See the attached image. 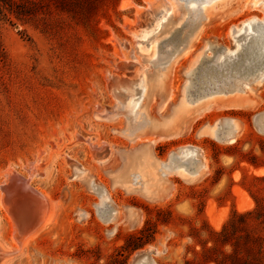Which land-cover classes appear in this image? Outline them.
Listing matches in <instances>:
<instances>
[{
	"label": "rangeland",
	"instance_id": "rangeland-1",
	"mask_svg": "<svg viewBox=\"0 0 264 264\" xmlns=\"http://www.w3.org/2000/svg\"><path fill=\"white\" fill-rule=\"evenodd\" d=\"M158 1L149 6L147 0H128L123 8V0H103L96 13L83 20L60 13L49 0H14V13L4 10L0 186L8 174L22 177L45 200L48 222L36 238L16 244L22 212L5 210L0 189V264H213L226 251L216 234L232 213L257 208L264 212V81L251 82L259 71L240 80L243 89L210 97L211 110L174 118L182 101L192 105L211 87L209 81L215 84V70L206 82L202 74L220 68L219 54L234 46L231 29L239 31L249 19H255L257 27L264 24V0L255 8H249L247 0L217 2L200 38L174 65L170 76L174 92L164 107L157 76L172 55L185 48L204 20L203 8L209 11L214 0L201 2L194 11L189 4L193 0ZM170 1L174 10L164 32L155 31ZM20 7L31 13L22 15ZM137 10L148 17L139 21ZM125 21L141 28L138 36L125 29ZM129 63L144 66L140 74L145 79L140 82L143 89H134L125 108L127 96L110 92L107 85L115 67ZM140 95L141 114L136 113L133 121L130 103ZM148 119H171L168 133L147 128ZM223 120L237 124L231 142L201 132L207 126L227 136L231 123ZM190 148L199 155H191ZM145 149L167 164L168 172L135 162L132 156ZM201 159L205 167L188 181L185 171L193 170ZM255 169L263 173L256 175ZM124 170H129V177L116 185V175ZM160 177L164 183L159 186ZM146 189L154 192L146 196ZM24 194L16 200L23 201ZM25 199L32 207L29 195ZM239 199L251 207L238 211ZM207 206L225 217L218 229L209 222ZM248 222L261 227L258 230L264 227L254 218ZM145 250L149 254L139 256Z\"/></svg>",
	"mask_w": 264,
	"mask_h": 264
},
{
	"label": "bare ground",
	"instance_id": "bare-ground-1",
	"mask_svg": "<svg viewBox=\"0 0 264 264\" xmlns=\"http://www.w3.org/2000/svg\"><path fill=\"white\" fill-rule=\"evenodd\" d=\"M127 1L123 0V2H122L123 8L127 7L129 5V2H127ZM205 1H209V0H193L189 3L191 5V7L190 6L189 7H190V9H192V11H194V10H196L198 4H200L201 2H205ZM218 1H220V0H214L213 1L214 3L211 2L212 5L210 6V10L207 12L202 6L203 12L205 13V16L203 17L204 18L203 22H201L199 25H197V27H195V25H194L195 28H194L193 32L190 34V36L188 37L187 42H186L187 44H186L185 48L181 52H180V50H181L180 49L176 54L174 53L172 55V57L170 58V60L168 61V63H166L167 65H165V67L162 68V70L158 74L157 86L159 87V89L157 90L158 92L157 91L156 92L164 100L162 103L163 107L166 106V103L172 98V95L174 92L173 91L174 89L172 90L171 86H170V76H171L172 69H173L174 65L177 64L179 58L184 56L193 47L194 43L200 38V36L204 32L205 28L207 27L208 22L211 20L209 18V13L212 12V10L216 9ZM262 2H263V0L262 1L261 0H247V6L249 8H255V7L259 6V4L261 5ZM173 8H174V5L170 1L169 2V8L167 10H165L164 17L157 21V24L155 26V31H156V29H159L160 32H164L166 24L168 23V20L170 19V16L174 10ZM137 12L140 13L141 11L137 10ZM144 14H146V16L144 17V19H145L148 17L149 13H144ZM256 24H257V21L255 19H249V20H247L241 24L242 26L240 28H238L239 31L235 30L236 27H235V29H233V28L231 29L232 30L231 35H232L233 40H234V43L233 42L232 43L234 44V46L232 45L231 48H228L225 51H223V53L219 54V58L217 60H218V64H219L218 68L219 67L220 68L217 69L215 67V72H214L215 76L213 77V79L215 80V84H212L209 81L208 85H210L211 87L205 91L204 96H202L201 98L194 101V103L192 105L187 103L186 101H182L175 109V113H174L175 119L180 118L184 114L190 113L193 111L203 112L205 110L206 111L211 110L212 106H210V104H213V103L210 99L213 98L214 95H216V94H224L225 95L226 93L234 91L236 89L237 90L243 89V88L239 87L241 84L243 85V83L240 80L241 79H247L249 76L252 78L251 75H253L257 71H259L258 72L259 75L257 74L258 76L255 77L254 79H252L251 82H253V84H255V85L256 84L258 85L264 81V24H260V26H258V27H257V25H259V24H257V25ZM254 26L257 27L255 30H253ZM143 38H145V37L143 36ZM153 48L154 47H152V44H151L150 51H152ZM140 51L144 52L145 50L140 47ZM226 52H228L227 56L224 57L223 54H225ZM149 54H151V52ZM215 66H217V65H215ZM143 69H144V66H141L140 71H142ZM223 73H224V75H223ZM141 79H145L144 75H142ZM124 83H127V82L124 81ZM244 86H248V85H244ZM141 87L143 89V86H141ZM247 88H250V85ZM207 91H209V92H207ZM141 93H142V90H141ZM143 96L144 97L146 96V90H143ZM142 100H143V97H142V95H140V97L138 98V101H136L135 103H130L132 108L129 110H130V114H131L133 119H134V116H136V113L138 114V112H139V114H141V111L139 109V104H140V102H142ZM124 107L126 108L125 105H124ZM128 107L130 108V106H128ZM214 107H215V109H229V106H227V105H222V106L215 105ZM230 107H231V105H230ZM133 108H134V111L132 110ZM143 113L145 114L144 111H143ZM135 120H137V119H134L133 121H135ZM171 122H172L171 119L165 120L164 122H158V121H153V120L150 121L148 119L146 127L149 129L155 130V131L162 132L163 134H166V133H168V130L170 129ZM230 123H231L230 129H229V131H228L229 133L227 135V141L228 142H231L235 138V136L237 134V129H238L235 121L230 120ZM146 127H144V129ZM217 127H219V126H217ZM210 128H212V127H210ZM210 128L205 126L201 130V132L204 130H207L206 132L213 134L214 130L210 129ZM218 129H216V130H218ZM204 134H206V133H204ZM161 136H163V135H159V137H161ZM164 136H168L167 138H170V136H173V135H164ZM103 148H104L103 146L99 147V149H103ZM102 152L103 151H101L99 154H101ZM142 156H144L146 158V160H142L143 158L140 159V157H142ZM133 157H134L135 162H137V163L139 162L140 165H145L146 167H148V169H153V167L156 168L158 166L160 168V171L168 172L167 169L169 166H167V164L163 165L162 163H160L156 158L153 157L152 154H150V152L147 149L134 154L132 156V158ZM102 158H105V155ZM97 160L99 162H101L103 159L99 160V158H98ZM169 162H170V160H169ZM163 166L164 167L166 166L165 170H163ZM204 167H205L204 162L201 159L199 161V164L193 170H191V169H188L186 171L184 170L186 172L184 174H187V176H188L187 180L190 181V180H193L195 177H197L199 175L201 169H203ZM128 171L124 170V171H121L118 175H116V177H115V180L117 181L116 185L121 184L120 182H124L125 180H127V177H129V176H127ZM150 171L151 170H148L147 174ZM252 171L256 175H261L263 173V171L259 170V169L258 170L255 169ZM177 172H181V171H177ZM81 173L84 174V172H82V171H81ZM133 173H130V174H133ZM150 173L153 174L152 172H150ZM8 175H9V177L8 176L7 177L9 178V181H8L9 195L3 194V190H2V194H3L2 205L5 208V210L9 213L14 208H15L14 209L15 212L19 213L20 210L22 212V215L20 216V218L23 220L24 223L21 224L20 226H18V228L16 227V233H15V236L18 239V240H16L17 241L16 244L18 243L21 246V245H24L27 242L33 240L34 238H36L39 235V233L41 232V230L43 229V227L47 224V222H48L47 208H45L43 205V203H45L44 202L45 200L41 199L39 193L32 191L29 188L30 186L28 187L27 186L28 184L26 185L25 181L20 180L19 178L15 177L13 174H8ZM161 182L164 183V179L160 177L159 186L161 185ZM146 187H147V185H146ZM125 190L129 191V192H132V191L138 192L139 189L125 188ZM142 190H144V189H142ZM140 192H141V189H140ZM145 192L146 193L144 195L147 196L149 193H152L154 191L149 192V189H146ZM169 192L170 191L168 190L167 193H164V196L162 198L166 197L169 194ZM233 192L238 195V192L235 188H233ZM22 194H24L25 197L29 195V197L33 200L32 202H34V204H32V205L33 206L35 205L36 207H34V208H33V206L30 207L29 204H27V200L25 199V197H23V201L16 200L17 198L22 197L21 196ZM238 196H237V198H238ZM32 197H34V199ZM31 199H28V200L31 201ZM15 200H16L17 207L13 206ZM236 203H237V210L240 212H242L244 210H248L251 207V203L244 202L241 199H239ZM211 206H207V215L209 218V222L214 228L218 229L221 222L225 219V217L215 214L214 210H212V208H214V207H211ZM20 207H22V208H20ZM34 210H35V215L33 212ZM31 217H33V218H31ZM36 217L40 220V222H38L37 220H36L37 222L34 221L35 220L34 218H36ZM18 219L16 218L17 221H18ZM14 220H15V218H14ZM110 220H112V218Z\"/></svg>",
	"mask_w": 264,
	"mask_h": 264
},
{
	"label": "trees",
	"instance_id": "trees-1",
	"mask_svg": "<svg viewBox=\"0 0 264 264\" xmlns=\"http://www.w3.org/2000/svg\"><path fill=\"white\" fill-rule=\"evenodd\" d=\"M55 9L73 17L89 19L94 15L103 0H49ZM0 21L6 19L4 10L14 13L16 3L14 0H0ZM22 15H29V8L20 7ZM4 59L3 50L0 47V60ZM262 213V214H261ZM254 218L264 225V212L258 208L237 214L233 212L230 220L225 223L221 231L216 234L221 238L220 243L226 248L220 252V259L213 260V264H264V227L253 228L249 220Z\"/></svg>",
	"mask_w": 264,
	"mask_h": 264
},
{
	"label": "water",
	"instance_id": "water-1",
	"mask_svg": "<svg viewBox=\"0 0 264 264\" xmlns=\"http://www.w3.org/2000/svg\"><path fill=\"white\" fill-rule=\"evenodd\" d=\"M152 1L155 2L156 0H148L149 6L152 4ZM159 1L161 3L163 2L162 0H159ZM140 11L141 12L139 15L135 13V17L138 16L139 21H140V19H143L142 17L146 16V14H144L143 10H140ZM124 26H125V29L127 31H129L132 34H135L137 36H138V33L140 32V29H141V28H138V26L132 27L131 24L129 23V21H125ZM233 29H235V28H233ZM214 70H215V68H213L211 70V72H209V73H206V74L203 73L202 76H205V78H203L202 81L206 82L207 77H210V78L213 77L214 76V74H213ZM140 73L141 72H140L139 66L135 63H129V65H127V66L124 65L123 67L120 64H118L115 67V71H114V73H113V75H112V77L109 80V83L107 85L108 90L110 92H112V90H113V91H118L120 94H125L127 96V102L125 101V102H123V104L128 105L131 98L134 96V89L137 88V86L141 87V85H140L141 84L140 83L141 82V74ZM124 81H126L127 83H124ZM194 99H192V100H194ZM222 122H225L228 124L230 123L229 120H223ZM213 135L215 138L227 140V136L221 137V134L219 133L218 130H215ZM224 135H226V134H224ZM190 149H191V155H199V153L197 152L196 149H194V148H190ZM181 151H182V149H181ZM174 155H175V153H173L171 155V159H172V156H174ZM165 169H166V166L165 167L163 166V170H165ZM16 177L23 181L22 177H19L17 175H16ZM8 187H9V185H8V178H7L1 183V186H0V189L3 190V194L9 195ZM149 252H150L149 250H147V251L145 250V252L143 254H139V256L149 254Z\"/></svg>",
	"mask_w": 264,
	"mask_h": 264
}]
</instances>
